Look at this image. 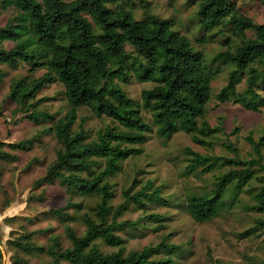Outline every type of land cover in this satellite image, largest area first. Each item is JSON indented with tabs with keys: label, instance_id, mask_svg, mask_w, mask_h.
Returning a JSON list of instances; mask_svg holds the SVG:
<instances>
[{
	"label": "trees",
	"instance_id": "trees-1",
	"mask_svg": "<svg viewBox=\"0 0 264 264\" xmlns=\"http://www.w3.org/2000/svg\"><path fill=\"white\" fill-rule=\"evenodd\" d=\"M190 2L197 4V40L207 42L222 35L223 48L210 62L175 28L171 18L155 14L148 4L143 5L144 16L139 19L124 0H0V9L13 12L0 25V66L17 69L21 63L29 65V74L14 79L10 87L9 98L16 104L13 115L22 114L35 125L51 123L28 139L0 140V159L17 162L19 156L6 148L31 151L41 135L53 133L58 143L56 157L34 187L59 184L66 188L70 196L67 206L52 210L66 224L76 219L66 209L82 210L84 206L73 202V197L97 198L80 216L85 225L82 235L71 225L65 226L69 247L64 248L58 236H53L48 246L36 244L35 232H26L13 240L15 249L46 253L53 264H176L172 254L178 246L169 242L171 234L157 245L128 252L126 239L119 234L143 236L149 229H165L169 218L158 212L122 219L132 206L144 211L149 204L170 206L164 185L154 179L141 183L134 178L123 191V203H112L115 187L111 179L120 173L125 160L143 152L141 146L153 132L143 111L151 113L161 137L169 139L185 132L195 144L214 149L213 139L225 129L212 125L206 115L212 81L222 66L232 69L216 95L219 101H233L251 111L264 107V24L240 12L235 0ZM40 70L42 75L36 76ZM4 76L0 70V85ZM133 78L154 83L142 91L141 101L130 97L122 85ZM243 81L246 87L238 91ZM55 82L63 85L69 104L66 114L58 119L41 105L53 98H38L45 86ZM82 107L97 117H108L111 123L95 132L84 126L85 118L75 126ZM236 132L234 128L230 134ZM247 140L253 149L250 160L240 158L239 149L229 140L220 145L234 157L202 154L190 147L184 150L187 174L228 167L216 176L210 192L187 197L186 210L195 221L218 216L246 189L254 200L252 209L264 213V173L257 175V169L264 172V127L259 139L250 133ZM253 179L258 180L257 186ZM256 229H247L242 236L248 237ZM102 243L117 250L105 252ZM160 254L166 256L158 257ZM13 264L29 262L16 255Z\"/></svg>",
	"mask_w": 264,
	"mask_h": 264
},
{
	"label": "rangeland",
	"instance_id": "rangeland-1",
	"mask_svg": "<svg viewBox=\"0 0 264 264\" xmlns=\"http://www.w3.org/2000/svg\"><path fill=\"white\" fill-rule=\"evenodd\" d=\"M129 2L128 8H132L137 18H143L145 7L162 18H171L175 28L185 33L196 48L202 50L206 59L210 62L213 56L223 47L222 35L207 42H200L197 28L196 10L197 4L189 0H124ZM237 7L244 15L251 17L257 23L264 24L263 0H235ZM134 6H132V4ZM131 5V6H130ZM12 10L0 9V25H4ZM252 32L248 31V35ZM4 46L12 47L10 42H4ZM231 66L220 67L219 73L212 81V97L207 105L206 119L212 125H222L225 132L213 139L215 148L195 144L191 135L178 132L169 139L161 137L157 133V127L153 122L149 111L144 110L146 120L153 126V132L148 134V140L141 146L143 152L138 156L128 158L122 163L120 173L111 179L115 187V198L112 203L115 206L123 203V191L130 187L134 178L141 183L148 179H154L157 184L164 185V195L170 200V206L149 204L146 211L131 207L122 219L135 220L145 214L158 212L168 219L165 229L157 232L149 229L143 236L129 233H119L126 239V251L140 250L145 245H157L164 236L171 234L169 242L178 246L173 252L176 264H264V213L252 209L254 200L246 192L240 195L236 203L220 212V214L204 222L195 221L186 210L187 197L190 194H203L210 192L216 176L226 171L227 166H217L212 172L193 174L185 172L188 158L184 153L187 147L202 154H214L217 156L234 157V153L222 147L220 144L229 140L239 149V157L250 160L253 157V149L247 140L252 133L259 139L264 127V107L260 111H251L233 101L221 102L216 95L226 85ZM5 73L0 85V140L5 142H17L34 136L38 131L51 125L42 123L35 125L22 114L13 115L16 104L9 98L10 87L14 79L29 74V65L21 63L19 68L12 69L7 65L0 66ZM43 70L35 73L42 75ZM127 94L141 101L144 89L154 86L152 82H139L133 78L130 83L122 84ZM246 87L245 81L238 85V91ZM53 98L42 102V107L49 110L55 119L64 116L69 109L65 97V89L60 82L45 86L38 98ZM79 119L75 126L81 124L85 118L84 126L94 132L111 123L108 117H97L87 108L79 110ZM18 119H20L18 121ZM237 128L235 134L230 132ZM31 151H7L17 154L19 160L10 163L0 159V247L3 252V264H13L14 257L27 260L29 264H53L46 253L28 254L14 248L13 240L22 237L24 233L35 232L33 241L42 246H48L53 236H58L64 248L70 246V241L65 234L67 224L74 227L79 235L85 231V225L80 219L81 214L88 209V205H94L97 198L73 197V202H83L82 210L69 207L66 211L76 217L75 220L63 222L52 210L67 206L70 196L64 186L59 184L40 185L34 187V182L45 175L48 166L54 161L58 143L53 133L43 134ZM257 175H263V171L257 169ZM253 185L257 186L258 180L253 179ZM258 183V184H257ZM229 197L227 193L226 199ZM40 198V199H39ZM257 227L248 237L242 236L247 229ZM132 236V237H131ZM101 248L105 252L117 250L104 243ZM166 256L160 254L158 257ZM67 264V263H65Z\"/></svg>",
	"mask_w": 264,
	"mask_h": 264
}]
</instances>
